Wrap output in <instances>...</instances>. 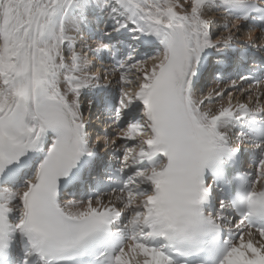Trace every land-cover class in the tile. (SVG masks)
<instances>
[{"label":"snow or ice","instance_id":"1","mask_svg":"<svg viewBox=\"0 0 264 264\" xmlns=\"http://www.w3.org/2000/svg\"><path fill=\"white\" fill-rule=\"evenodd\" d=\"M261 69L264 0H0V264H264Z\"/></svg>","mask_w":264,"mask_h":264}]
</instances>
